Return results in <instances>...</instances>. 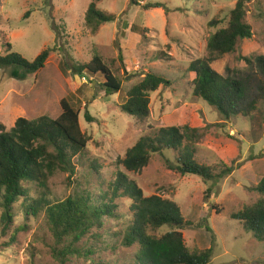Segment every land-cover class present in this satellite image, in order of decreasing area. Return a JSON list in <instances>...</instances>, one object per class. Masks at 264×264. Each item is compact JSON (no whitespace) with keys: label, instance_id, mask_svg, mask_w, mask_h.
Wrapping results in <instances>:
<instances>
[{"label":"rangeland","instance_id":"374dc122","mask_svg":"<svg viewBox=\"0 0 264 264\" xmlns=\"http://www.w3.org/2000/svg\"><path fill=\"white\" fill-rule=\"evenodd\" d=\"M243 1L251 38L239 42L235 53L214 62L212 69L240 81L260 101L249 117L225 122L194 96V76L187 69L206 56L209 36L227 26L237 0H0V56L15 52L32 62L43 50H50L44 68L24 80L10 77V69L0 70V123L10 129L18 118L54 120L61 113L60 101L68 99L79 107L80 128L89 138L82 159L74 158L77 175L88 180L93 163L97 178L105 183L122 172L145 197L174 202L188 223L178 230L186 248L190 252L211 248L210 264H264V241L231 219L233 213L258 201L255 187L264 177V92L259 90L264 77L256 64V58L264 57V0ZM92 3L112 16V22L95 29L87 26L85 16ZM134 27L146 33H135ZM95 55L121 83L120 93L108 99L102 76L84 73V81L72 74L73 67L89 63ZM147 72L162 75L171 84L150 94L149 117L138 123L122 112L121 105L127 90ZM85 113L92 122H86ZM171 126L203 130L195 147L196 161L215 166L216 173L226 164L230 173L206 184L196 176H181L166 166V158L174 161L175 152L153 155L139 173L117 164L141 137ZM92 185L90 181L83 186ZM75 186L69 187L65 175L56 172L47 182V198L62 200ZM117 204L119 220L107 222L110 231L123 229L132 217L129 199L121 197ZM18 222L24 221L18 219L0 236V264H59L52 257L53 241L45 223L30 219L19 229ZM11 235L14 243L7 245ZM110 242L113 248H107L101 263L131 264L135 247L123 251L119 241ZM64 264L90 263L69 257Z\"/></svg>","mask_w":264,"mask_h":264},{"label":"trees","instance_id":"16d2710c","mask_svg":"<svg viewBox=\"0 0 264 264\" xmlns=\"http://www.w3.org/2000/svg\"><path fill=\"white\" fill-rule=\"evenodd\" d=\"M148 7L161 8L160 5ZM112 20V16L98 11L93 3L89 5L85 16L87 26L95 29ZM132 31L146 33V29L137 27ZM251 34L245 21L244 1L237 0L227 26L209 36L206 56L192 61L187 69L194 76V96L225 122L236 116L249 117L257 109L260 99L251 97V92L240 81L214 71L212 64L225 55L234 54L238 43L251 38ZM49 55L50 50L45 49L28 62L11 52L0 56V70L10 69V77L24 80L43 69ZM245 61L252 62L247 58ZM256 64L264 77V57L256 58ZM84 73L102 76L101 87L106 99L120 93V81L99 56L72 68L73 75L81 77ZM81 79L85 80V77ZM170 84V80L162 75L145 73L127 90L122 112L138 123L144 122L149 117L150 94ZM259 90L264 92V81ZM60 109V115L54 120L45 116L33 121L18 118L10 129L0 123V236H5L18 219L24 221L16 225L19 229L30 219H41L53 241L52 257L59 264L66 263L69 257L102 264L100 258L104 252L108 247L113 248L112 239L119 241L123 251L135 247L137 252L129 257L131 264H210L211 248L201 252H190L186 248L178 230L188 223L174 202L156 195L145 197L136 183L122 172L117 173L113 182L105 183L97 178L99 172L93 163H90L93 172L88 180L84 175H77L74 158L82 159L89 138L80 128L79 107L64 98L60 101ZM84 119L92 122L88 113ZM203 133V130L188 126L160 128L151 136L141 137L117 164L127 172L139 173L153 155L175 152L174 161L166 158L169 170L181 176L199 177L205 184L220 180L230 173L226 164H222L224 170L216 173L215 166L199 164L195 159V147ZM56 172L65 175L69 187L76 186L64 199L50 201L47 182ZM90 181L92 186H83ZM255 191L260 196L258 201L233 213L231 219L243 224L245 231L256 240L264 241V177ZM121 197L131 201L132 217L123 229L110 231L106 228L107 222L119 220L117 200ZM164 228L169 230L159 236L155 234ZM14 240L11 235L7 245L13 244ZM119 262L126 263L124 258Z\"/></svg>","mask_w":264,"mask_h":264},{"label":"built area","instance_id":"2783aa9c","mask_svg":"<svg viewBox=\"0 0 264 264\" xmlns=\"http://www.w3.org/2000/svg\"><path fill=\"white\" fill-rule=\"evenodd\" d=\"M82 80H84V79H82ZM85 81V80H84Z\"/></svg>","mask_w":264,"mask_h":264}]
</instances>
